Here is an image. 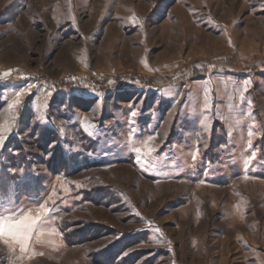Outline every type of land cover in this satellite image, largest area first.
I'll return each instance as SVG.
<instances>
[{"label":"rangeland","instance_id":"rangeland-1","mask_svg":"<svg viewBox=\"0 0 264 264\" xmlns=\"http://www.w3.org/2000/svg\"><path fill=\"white\" fill-rule=\"evenodd\" d=\"M0 133V264H264V0H0Z\"/></svg>","mask_w":264,"mask_h":264},{"label":"snow or ice","instance_id":"snow-or-ice-1","mask_svg":"<svg viewBox=\"0 0 264 264\" xmlns=\"http://www.w3.org/2000/svg\"><path fill=\"white\" fill-rule=\"evenodd\" d=\"M16 103H19L17 99ZM135 115V112L132 113ZM151 139V137L149 138ZM4 143V136L0 133V145ZM137 153L140 149H135ZM43 209L44 214H47L48 209L44 206H40ZM41 219L40 215L33 217L30 213L20 215L19 218H14V216H4L0 212V242L8 243L11 240L14 243L20 244L22 251L27 250L28 241L36 230L37 222Z\"/></svg>","mask_w":264,"mask_h":264}]
</instances>
